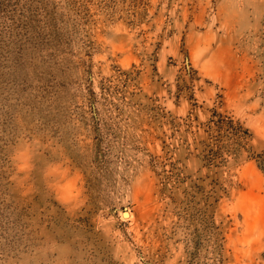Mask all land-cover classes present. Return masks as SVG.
<instances>
[{"label":"rangeland","instance_id":"1","mask_svg":"<svg viewBox=\"0 0 264 264\" xmlns=\"http://www.w3.org/2000/svg\"><path fill=\"white\" fill-rule=\"evenodd\" d=\"M0 264H264V0H0Z\"/></svg>","mask_w":264,"mask_h":264},{"label":"trees","instance_id":"2","mask_svg":"<svg viewBox=\"0 0 264 264\" xmlns=\"http://www.w3.org/2000/svg\"><path fill=\"white\" fill-rule=\"evenodd\" d=\"M214 124H216V123H218V122H213ZM216 125H218V124H216ZM233 125H234V121L233 120H230L229 122H227V126L229 127V131L233 134H236L237 135V130L236 129H234V127H233ZM219 126V125H218ZM248 136V131L246 130V131H243V134L240 136V138L241 139H244L245 137H247Z\"/></svg>","mask_w":264,"mask_h":264}]
</instances>
